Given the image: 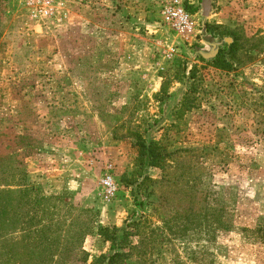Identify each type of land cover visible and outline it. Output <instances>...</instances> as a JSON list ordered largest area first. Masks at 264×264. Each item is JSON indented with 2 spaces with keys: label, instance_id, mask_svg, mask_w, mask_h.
<instances>
[{
  "label": "rangeland",
  "instance_id": "obj_1",
  "mask_svg": "<svg viewBox=\"0 0 264 264\" xmlns=\"http://www.w3.org/2000/svg\"><path fill=\"white\" fill-rule=\"evenodd\" d=\"M187 1L198 8L194 37L187 41L169 28L164 36L152 37L155 80L161 83L153 92L119 87L115 94L121 90L130 101L114 103L109 102L114 94L110 88H91L98 99L92 104L98 119L87 120L88 127L100 133L74 136L90 144L86 159H79V184L49 188L30 176L28 166L31 186L44 197H62L46 204L51 213L41 222L61 229V243L69 230L86 226L90 218L82 212L92 210L96 228L83 244L88 264L128 252L127 244L137 245L143 237L149 253L142 264H264V0ZM205 26L219 28L206 32ZM28 31L34 28L22 0H0V105L9 76L21 73L12 63L21 61L33 43ZM233 39L234 51L224 61L205 58L218 50L227 53L226 43ZM172 51L174 57L168 59ZM91 68L87 73L93 79ZM26 123L29 135L39 138L37 123L31 118ZM137 138L159 142L174 153L167 175L176 178L177 166L186 176L182 190L188 187L195 198L160 206L157 195L148 197L153 186L144 177L161 180L163 171L150 172L139 163ZM109 162L116 165L119 190L113 200L104 201L100 179ZM177 204L190 209V216L187 209L168 211ZM32 206L22 226L35 230L41 218ZM179 214V221H169ZM136 228L140 235H134ZM122 264L141 263L133 256Z\"/></svg>",
  "mask_w": 264,
  "mask_h": 264
},
{
  "label": "crops",
  "instance_id": "obj_2",
  "mask_svg": "<svg viewBox=\"0 0 264 264\" xmlns=\"http://www.w3.org/2000/svg\"><path fill=\"white\" fill-rule=\"evenodd\" d=\"M63 1V22L49 25L50 30L28 31L33 43L21 61L12 63L21 73L9 76V89L1 98L0 132L18 124L23 103L30 101L41 142L29 160L30 176L49 183V188L74 189L79 184V159L84 161V152L90 150V144L74 136L100 133L88 127L87 120L98 119L92 105L98 99L91 88H110L114 94L109 102L114 103L130 101L121 90L115 94L119 87L153 92L161 83L155 80L152 37L164 36L168 27L155 0ZM90 68L93 79L87 73ZM99 146L92 149L104 148Z\"/></svg>",
  "mask_w": 264,
  "mask_h": 264
},
{
  "label": "trees",
  "instance_id": "obj_3",
  "mask_svg": "<svg viewBox=\"0 0 264 264\" xmlns=\"http://www.w3.org/2000/svg\"><path fill=\"white\" fill-rule=\"evenodd\" d=\"M187 2V0L184 1L185 8L191 14L196 15L198 8H191ZM213 2L216 1L213 0ZM218 28V26L215 28L205 26L206 32H213ZM228 33L231 36H236L233 30ZM235 45L236 42L233 39L231 44L226 43L227 53L218 50L216 54L203 56L215 59V63L224 61L226 59L224 56L234 51ZM217 66L219 65L217 64ZM30 104H32L30 101L23 103L18 124L0 132V264H10L9 262L11 264H52L57 260H59L57 264H88L89 254L84 250L83 244L86 236L96 228V217H90V214L93 215L92 210H83V214L89 215V222H86L85 227L69 230L67 240L63 243L60 242L61 229L47 227L41 223L45 216L51 213L46 204L59 201L62 197H44L28 183L29 160L38 153L41 147L39 138H32L28 133L27 119L31 118L34 123H37L38 117ZM134 146L139 149L138 161L141 165L148 169L154 168L163 171L161 180L144 177L153 186L148 197L157 195L160 206L167 204L168 201L181 200L182 198L188 203L191 198H195L188 187H184L182 190L186 176L183 173L179 174L177 166L173 171L176 178L167 175L170 158L174 153H169L159 142L151 140L147 143L142 138H137ZM9 181L16 184L11 185ZM10 186H16L17 189L10 190L8 189ZM31 206L33 210L38 209L40 212L41 220L35 230L22 226L30 218ZM185 209H187L186 206L177 204L169 208L168 211L181 212ZM186 211L185 215L190 216L191 210L187 209ZM195 211L196 209H194V214H197ZM180 218H182L181 214L169 221L174 223ZM139 224L140 222L135 223V227ZM10 225H16V227L13 229ZM101 230L107 231L108 229L101 228ZM139 233L140 230H137L134 235H140ZM125 236L126 240L129 234ZM121 248L123 249L122 246ZM127 248L128 252H115L109 257L96 259L93 264H122L124 260L133 256L138 257L139 263L142 264L144 257L149 253L146 251L148 246L144 237L140 238L137 245L128 243ZM9 255H12L14 259Z\"/></svg>",
  "mask_w": 264,
  "mask_h": 264
},
{
  "label": "built area",
  "instance_id": "obj_4",
  "mask_svg": "<svg viewBox=\"0 0 264 264\" xmlns=\"http://www.w3.org/2000/svg\"><path fill=\"white\" fill-rule=\"evenodd\" d=\"M23 10L27 20L36 31L49 25L61 24L67 13L63 0H22ZM164 18V23L175 35L190 41L196 32L195 15L191 14L184 5V0H155ZM174 51L167 58L174 57ZM116 165L109 162L103 166L100 179L101 198L104 201L113 200L119 190Z\"/></svg>",
  "mask_w": 264,
  "mask_h": 264
}]
</instances>
